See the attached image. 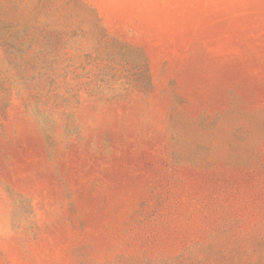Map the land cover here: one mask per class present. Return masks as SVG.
<instances>
[{
    "label": "rangeland",
    "instance_id": "374dc122",
    "mask_svg": "<svg viewBox=\"0 0 264 264\" xmlns=\"http://www.w3.org/2000/svg\"><path fill=\"white\" fill-rule=\"evenodd\" d=\"M0 264H264V0H0Z\"/></svg>",
    "mask_w": 264,
    "mask_h": 264
}]
</instances>
